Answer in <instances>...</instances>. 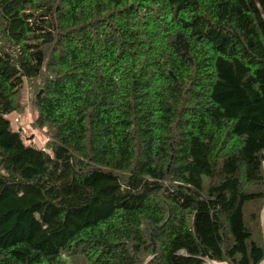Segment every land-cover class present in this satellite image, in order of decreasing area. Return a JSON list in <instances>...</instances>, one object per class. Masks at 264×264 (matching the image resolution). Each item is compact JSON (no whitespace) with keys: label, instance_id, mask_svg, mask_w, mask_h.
<instances>
[{"label":"trees","instance_id":"1","mask_svg":"<svg viewBox=\"0 0 264 264\" xmlns=\"http://www.w3.org/2000/svg\"><path fill=\"white\" fill-rule=\"evenodd\" d=\"M263 162L264 0H0V264H264Z\"/></svg>","mask_w":264,"mask_h":264},{"label":"rangeland","instance_id":"2","mask_svg":"<svg viewBox=\"0 0 264 264\" xmlns=\"http://www.w3.org/2000/svg\"><path fill=\"white\" fill-rule=\"evenodd\" d=\"M21 101L24 105V109L20 114H14L8 116L11 128L17 130L25 137V142L35 146L36 148H43L46 143V135L44 131L35 126L36 114L31 103V90L29 86H24L21 94ZM264 171V162H263ZM261 226H264V206L261 211Z\"/></svg>","mask_w":264,"mask_h":264},{"label":"crops","instance_id":"3","mask_svg":"<svg viewBox=\"0 0 264 264\" xmlns=\"http://www.w3.org/2000/svg\"><path fill=\"white\" fill-rule=\"evenodd\" d=\"M262 231H263V234H264V226H262Z\"/></svg>","mask_w":264,"mask_h":264}]
</instances>
